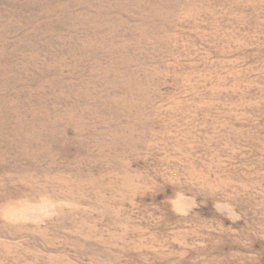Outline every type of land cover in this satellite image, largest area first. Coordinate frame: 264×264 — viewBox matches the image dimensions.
<instances>
[{"label": "rangeland", "instance_id": "rangeland-1", "mask_svg": "<svg viewBox=\"0 0 264 264\" xmlns=\"http://www.w3.org/2000/svg\"><path fill=\"white\" fill-rule=\"evenodd\" d=\"M0 264H264V0H0Z\"/></svg>", "mask_w": 264, "mask_h": 264}]
</instances>
